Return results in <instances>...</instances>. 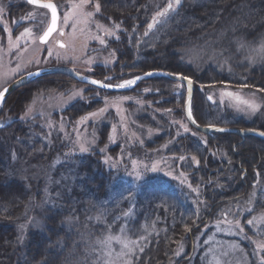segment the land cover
I'll use <instances>...</instances> for the list:
<instances>
[{"label": "rangeland", "instance_id": "1", "mask_svg": "<svg viewBox=\"0 0 264 264\" xmlns=\"http://www.w3.org/2000/svg\"><path fill=\"white\" fill-rule=\"evenodd\" d=\"M47 1L57 5L60 13L59 27L51 39L43 44L40 37L50 23L49 11L30 6L27 0H0V91L30 72L54 66L72 67L78 73L108 85L127 86V81L135 82L139 75L147 73H129L133 72L135 65L123 62L128 60L130 54L128 41L134 42L135 39L139 42V38L141 40L144 36L145 40H141V44L145 42L144 46L149 50L159 27L178 6L175 0H149L147 6L144 5L134 18L136 29L125 35V24L121 20L107 17L98 0H91V3L84 6L80 5V0ZM230 1L229 9L235 13L228 23L221 24V27L219 23L211 25L209 30L202 32L185 27L181 39L176 38L175 42L169 41L168 45L165 42L162 47L158 44L155 49L152 48L155 53L148 63L164 67L173 62L189 67L188 70L199 78L196 82L197 90L220 111L214 113L210 109L213 117L220 115L215 120L223 123L210 125L261 131L264 130V6H261L264 0ZM97 2L100 4L99 12L94 7ZM164 2H168V5L172 3L173 9L165 12V8L152 14V27L148 28L145 35H137L142 26L140 22ZM17 9L19 12L22 10V13L12 17ZM161 12L165 14L159 15ZM65 15L69 16L67 23L64 22ZM226 17L227 14L222 12L220 20ZM61 32L64 34L61 35ZM249 36L252 38L249 39ZM59 42L65 46L60 47ZM214 73L219 77L213 78ZM98 76H106L109 81ZM47 83L51 84L35 89L26 88L25 85L20 87L22 89L16 95L11 93L0 109V125L9 126L14 121L17 123L12 125V132L0 133V145L6 150L1 159L6 161L4 157L8 156L12 165L5 174L19 179L27 191L24 194L27 218L22 222L9 223L15 225L19 232V260L27 257L26 241L30 231L42 236L48 234L44 221L46 207L58 209L65 206V201L74 203L68 212L70 214L66 216L72 219L64 217L59 221V227L62 224L67 228L64 229V238H68L70 232L73 234L74 240L67 244L66 250L72 253L70 264H131L133 258L148 245L149 235L154 234L155 230L152 229L155 227L150 230L142 227L141 231L148 232L143 237L131 235L127 228L133 214L131 209L125 212L122 224L116 230L107 229L103 232L100 228L99 235H96L93 229L89 232L82 225L78 226V218L81 216L75 208L77 198L72 194V180L79 179L77 163L82 158L94 156L117 180L128 184L149 183L153 181L152 178H163L172 188L184 194V199L198 212L200 219L204 218L203 223H195L198 230H189L186 236H179L181 239L177 242L174 235L166 236L169 239L165 241L169 245L171 240L175 243V254L171 256L170 264H264V148L254 144L242 146V142H239L234 149L238 156L222 144L214 143L209 154L218 166L215 167L217 171L213 172L223 171L217 178L209 173L212 179L208 183L209 187H212V182L219 184L221 195L224 196L218 199L220 203L223 202L219 205L220 209L209 216L206 212L209 205L205 201L204 186L200 182L196 185L192 180V174L198 171L201 163L199 158L184 152L176 154L174 151L181 146L179 138L182 136L207 138V134L191 127L182 103L174 104L173 108H164L160 105L162 101H170L172 98L150 97L154 86L147 80L140 83L132 93L111 92L79 83L66 75L50 79ZM52 83L57 84L55 88H52ZM178 83L176 96L182 95L183 90L187 94L185 84ZM250 105L255 106V110ZM73 107L76 113L71 116L69 110ZM84 109L89 110L85 112ZM101 109L104 111L101 112ZM92 113L97 115L92 116ZM84 117L87 119H82ZM234 122H240L241 125L232 126L230 123ZM15 128H20L23 134L36 136L43 144H38L31 152L32 155L23 156L18 149L22 143L16 145L12 138L17 132ZM22 141L27 142L26 138ZM45 144L51 146L52 158L42 165L44 162L40 161L47 160L46 151L42 149ZM82 145L87 148L86 152H81ZM258 154L261 157L258 158ZM245 162L250 165L252 175L245 169ZM64 164L67 170L56 172L57 167ZM196 178H199L198 174ZM9 180L6 177L0 183ZM228 190L235 191L230 195ZM84 195L85 192L80 193L78 201ZM87 215L84 221L88 220ZM101 219L91 215L95 224L102 225ZM249 220L253 223L249 224ZM162 224L166 225L164 222ZM8 244L4 239L0 247V262L7 255L5 249ZM75 244L84 246L79 256L74 254ZM51 246L53 251L55 249L52 256L63 249L61 240L54 241ZM66 261L60 264H66Z\"/></svg>", "mask_w": 264, "mask_h": 264}, {"label": "trees", "instance_id": "2", "mask_svg": "<svg viewBox=\"0 0 264 264\" xmlns=\"http://www.w3.org/2000/svg\"><path fill=\"white\" fill-rule=\"evenodd\" d=\"M98 1L101 4L102 11L107 17H110L117 21L121 20L122 23L125 24L127 30L125 31V35H129L128 31L132 33L133 30L136 29L134 28L136 24H133V21H136L134 18H136L137 14L141 12L142 7L147 6L149 0ZM230 4V0H180V4L176 7L174 12L170 14L167 19H165L161 27L158 29L159 31L157 32V36L156 38H154V41L152 42L149 50H146L147 48L144 46L145 42L141 44V40H145L143 38L144 36L141 40L139 38V42L135 39L134 42H131L128 39V44L126 43L127 46L129 45L128 47L130 48V54L127 56L128 60H124L123 62L127 63V65L128 63H132L133 65H135L133 72H129L132 75H139L153 69H165L164 71L174 74H182L194 81V89L196 91L194 90L192 112L195 120L201 125L222 124L223 121L215 120L218 117L220 118V115H218V117L214 115L213 117L210 109L214 110V113L220 111L214 104L210 102L209 99L204 97V94L202 92L197 90L196 82L199 81V78L195 76L194 73L188 70L190 69L189 67H185L182 63L181 66L171 62L167 66L162 67L148 63V61H150L155 53L153 52L154 50L152 51V48L155 49L158 44L160 47H162L165 42H167L168 45L169 41L175 42L176 38H178V40L181 39L182 29H184L185 27L189 30L190 28H194L196 29L195 31L199 30L200 32H202L201 30H209L208 28L211 25H217V23H219L221 27V24L224 25L228 23L233 18L232 15L235 13L230 11ZM167 5L168 2H164L158 7V9H154L153 11L149 12L147 17H145V19L140 22L142 26L140 25V31L139 33H137V35H145V33L148 32L145 27L148 23H151L152 14L167 8ZM261 6H264L263 1L261 3ZM222 12L224 15L227 14V17L220 20ZM250 24L251 22L248 23L249 26ZM253 34L251 35L253 36ZM251 38L252 37L249 36V39ZM185 45L186 43H184V46ZM140 62L144 64L140 65ZM214 74L215 77L213 78L219 77V75H217L216 73ZM60 76L64 75L51 74L43 76L34 83H31L29 86H26V88L30 87L35 89L40 86H47V84H51L47 83L48 81H50V79H57ZM125 76L127 75H124L123 77ZM97 78L104 80L108 77L104 76L103 78L98 76ZM107 81H109V79ZM147 81L152 82L151 84H153L154 86L150 97L172 98V100L170 101H162L160 105H163L164 108H173L174 104L180 105V103H182L183 106H181L184 108L186 93L183 90L182 95L176 96V91L179 89V83L177 81H173L164 77H153L148 79ZM56 85V83H52V88H55ZM176 85L177 87L175 88ZM133 91L134 89L128 92L132 93ZM16 93L14 95H16ZM74 108L75 107L69 110V114L71 116L75 115L76 113V111H74ZM88 110L89 109L85 111L84 109L85 112H87ZM71 112L73 114H71ZM15 123L16 122L14 121L9 126H4L0 129V133H3L5 131L12 132V125ZM230 124L232 126L241 125L240 122H234ZM16 130L17 132L12 135L13 137H11L13 138L16 145L22 143V146L18 149L23 156L25 154H27L28 156V154H31V152H33L40 144H43L42 141H40V139L36 136L31 137V134L29 133L23 134L20 128H17ZM261 131L264 132V130ZM23 138H26V143H23ZM179 142L181 143V146L175 148L174 151H176V154L183 152L192 154L197 156L199 158V161L201 162L199 163V167L197 168L198 171L196 170L197 172L195 174H192V180L194 184L197 185L200 182V185L204 186L205 201L206 204L209 205V208L206 209V212L209 216L213 215L220 209L219 205L223 202L220 203L218 199L224 196L221 195L222 190H219L221 188L219 184H213L212 182L210 183L212 187H209L208 183L210 182L209 180L212 179L209 176V173H213V175H215V177L217 178V175L221 174L223 171L221 170L218 173L213 172L217 171V168L215 167L218 166V164L214 160H212L209 154V151L214 143L217 142L220 145L222 144L229 150V152L234 151L236 145L240 144L239 142H242V146L254 144L255 146L264 148V139L261 137L247 135L244 139H242L237 135L231 133L209 134L207 135L206 140L195 139L194 137H191V135L182 136L181 138H179ZM50 147L51 146L49 144H45L44 146H42V149H44L47 154V160L40 161L41 163L44 162V164L42 165L48 163L50 157L52 158V150ZM182 149H184L185 151H182ZM5 152L6 150L2 149V146L0 145V181L5 179L6 177L8 179L10 178V180L6 183H0V247H2V242L4 239L6 242H9V246H7L8 248L5 249V253L7 255L4 256L5 258L1 260L0 264H22L25 262H27L26 264H60V262L63 260H67L66 264H70L72 253L66 252V250L68 246L67 244H71V241L74 240L73 234L72 232H70L71 235L68 238H64V229L66 230L67 228L62 224L59 227V221H62L64 217L68 216L70 214H68V212L74 206V203L72 202L71 204L70 201H65V206L58 209H53L49 206L46 207V215L44 217V221L46 222L45 228L48 230V234L42 236L35 231H30L26 241L25 254L27 257L25 258V260H19V232L15 225H10L9 223L12 224L14 222H22L25 217L27 218L25 209L26 205H24V199H26V195L24 196V194H26L27 191L25 189L26 187L23 186V183L19 179H13V176H6L5 173L7 171H10L9 168L12 167V165L11 163H9L8 156L4 157L6 161H2L1 158L3 157L1 156H4ZM234 153L236 152L234 151ZM252 154L254 155L255 153ZM236 155L239 156V154L237 153ZM257 157H261V154H258ZM95 159L96 157L94 156L82 158V160L77 163V166L79 164V169L77 171V174L79 175L77 176L79 177V179L74 178L72 180V184L74 185L72 194L77 198V205H75V208L77 207L81 216L78 218V224H80L78 226L82 225L84 229L89 232L93 229L96 235H99L98 233L100 232V228L103 232L107 229H109V231L116 230L120 228L125 212H130L129 210L131 209L133 211V214H131L132 216L127 223V228L131 235H133L134 237H143L148 232L146 233V231H141L142 227L145 226L148 228V230H150L152 227H155V229H152L155 230L154 234L149 235L150 241L148 245L143 248L140 254L136 255L133 258L131 264H170L169 262H171V259L175 254V246H173L175 244L174 240H176L177 242L179 239H181V237L179 238V236H186L185 234H187L189 230H198L199 228H195V226L197 225H195V223L197 221H201L199 222V224L203 223L204 218L200 219L198 212L192 207L191 204L187 203V201L184 199L186 198L184 194L178 189L174 187L172 188L171 184L169 185L168 183H166V180H164L163 178H152L153 181H150L149 183L145 182L139 184L130 182L128 184L126 182L117 180V177L113 176L112 172H108L107 170H105L101 163ZM243 164L247 166L245 167V169L247 168V171L250 173V165L247 162ZM65 165L66 164L57 167L56 172H65L67 170H65ZM197 174L199 175L198 179L196 178ZM113 179H115L116 181ZM85 185H87V187H84ZM50 187V190L52 192V185H50ZM6 190L9 191L7 192ZM234 191L235 190H228V193L230 192V195H232ZM240 191L241 190L239 189V192ZM84 192L86 193V195H84L81 201H78L80 193ZM63 194L61 195V197L64 196ZM95 210L98 211L95 212ZM87 212H90V214L88 213L89 215H87ZM86 215L88 217V220L84 221ZM91 215L101 217L103 224H95L91 220ZM163 216L165 218L164 220ZM67 219L69 220L72 218L70 217ZM163 222L166 225L162 224ZM193 228L196 230H194ZM75 234L77 235L76 232ZM171 235H174L175 239L173 241L171 240L172 243L169 245V242H167V240L165 241V239H169L166 236ZM161 236L164 237L161 239ZM58 240H61L63 249L60 251H56V254L52 256L55 249L53 251L51 245L54 243V241L56 242ZM156 240H158L157 243L155 242ZM47 247H49V250ZM83 248L84 246L75 244L74 254H77L78 256L81 255L80 250ZM66 253L69 254L65 256ZM64 256L66 257L65 259H63ZM168 256L169 258H167ZM183 259H185V257Z\"/></svg>", "mask_w": 264, "mask_h": 264}, {"label": "water", "instance_id": "3", "mask_svg": "<svg viewBox=\"0 0 264 264\" xmlns=\"http://www.w3.org/2000/svg\"><path fill=\"white\" fill-rule=\"evenodd\" d=\"M49 2L54 4V5H56L55 2H53V1H41V3H49ZM56 7H57V5H56ZM57 10H58V8H57ZM49 12H50V10H49ZM50 16H51V12H50ZM57 17H58V19H57L56 31L58 30V27H59V14H58V11H57ZM50 25H51V20H50L48 28L50 27ZM48 28L46 29V31L48 30ZM56 31H54L48 37L47 41L50 39V37ZM44 33H43V35H44ZM40 41H41V39H40ZM42 43H45V42H42ZM56 73L65 74V75L75 79L78 82L86 83V84H89V85H92V86H95V87H98V88H101V89H104V90H108V91H111V92H126V91H129V90L133 89L134 87H136L139 82L146 81V80H148L150 78H153V77H164V78H167V79H170V80H173V81L181 82V83L185 84V86L187 87V94H186V101H185V115H186V118H187L188 122L190 123V125L193 126L195 129H197L198 131L203 132L205 134L231 133V134L239 135L241 137H245L247 135H254V136H260V137L264 138V133L263 132L256 131V130H253V129H239V128H235V127H226V126H219V125H208V126H206V125H201V124L197 123L195 121V119H194V117H193V115L191 113V109H190V104H191V101H192V96H193V91H194V82H193V80L188 78V77H185L183 75H173V74L167 73V72L162 71V70L150 71V72H147L145 74L139 75L138 79L136 80V82H134L131 85H127V86L121 88V87L112 86V85H111V87H101L100 86L101 84H103V85H108V84H106L103 81L98 80L96 78H93V77L78 73L73 68L47 67V68H43V69H38V70H35L33 72H30V73L18 78L17 80L12 82L7 87L6 91H4V98H3L2 101H0V109L2 107V104L4 103V100L14 90H16V89L28 84L32 80H35V79H37L39 77H43V76H46V75H49V74H56ZM93 80L98 81L99 83L98 84L91 83V81H93ZM189 81L191 83H189ZM189 113L191 114V118L189 117ZM0 127H2V125H0Z\"/></svg>", "mask_w": 264, "mask_h": 264}, {"label": "snow or ice", "instance_id": "4", "mask_svg": "<svg viewBox=\"0 0 264 264\" xmlns=\"http://www.w3.org/2000/svg\"><path fill=\"white\" fill-rule=\"evenodd\" d=\"M27 2H28L29 4L36 5V6H38V7H42V8L48 9V10H50V12H51V25H50V27L48 28V30L44 33V35L40 37L41 42H46L47 39H48V37H49L54 31H56V28H57V19H58V17H57V7H56V5H54V4L50 3V2H49V3H41V0H27ZM89 3H91V0H80V5H81V6L88 5ZM175 4H176V5H179V4H180V0H175ZM94 7H95L96 11L99 12V10H100V4H99L98 2L95 3ZM170 9H173V4H172V3H169L168 7L165 9V12H167V11L170 10ZM164 14H165L164 12L159 13V15H164ZM88 15H91V13H88ZM68 20H69V16H68V15H65V17H64V22L67 23ZM98 27H99V26H98ZM151 27H152V25H149V28H151ZM105 31H107V30H105ZM60 34L63 35L64 33L61 32ZM101 43H103V41H101ZM64 46H65V45L60 44V47H64ZM91 83H93V84H98L99 82L93 80V81H91ZM133 83H134V81H127V82H126L127 85H131V84H133ZM189 83H191V82L189 81ZM100 86H101V87H111V85H103V84H101ZM118 87L123 88V87H125V84H120V85H118ZM4 91H6V89H5ZM4 91H0V101H2L3 98H4ZM229 95H230V94H229ZM250 107H253V110H255V106L250 105ZM100 111L103 112L104 109H101ZM91 115H92V116H96L97 113H92ZM189 117L191 118V114H190V113H189ZM82 119H87V117H84V118H82ZM80 150H81V152H86V151H87V148H85V147L82 145ZM105 163H107V161H105ZM152 170L155 171V170H156L155 167H153ZM136 178H137V179H140L139 176H137ZM248 223H249V224H252L253 221H252V220H249ZM22 227H23V226H22ZM109 239H111V238H109Z\"/></svg>", "mask_w": 264, "mask_h": 264}, {"label": "bare ground", "instance_id": "5", "mask_svg": "<svg viewBox=\"0 0 264 264\" xmlns=\"http://www.w3.org/2000/svg\"><path fill=\"white\" fill-rule=\"evenodd\" d=\"M41 1H47V0H41ZM31 6H32V7H35V8H38V10H41V11H45V12H46V11H49L48 9H45V8H42V7H38V6H36V5H32V4H31ZM57 11H58V14H60V13H59V10H57ZM21 13H22V11L18 12V15L21 14ZM49 14H50V12H49ZM50 20H51V16H50ZM50 20H49V21H50ZM164 21H165V20H164ZM164 21H163V22H164ZM148 24H149V23H148ZM148 24H147L146 27H145L146 30H148V28H149V25H150V24H149V25H148ZM48 26H49V25H48ZM48 26H47V28H48ZM160 27H161V26H160ZM160 27H159V28H160ZM47 28H46V29H47ZM45 31H46V30H45ZM45 31H44V32H45ZM42 35H43V34H42ZM52 36H53V35H52ZM52 36H51V37H52ZM51 37H50V39H51ZM50 39H49V40H50ZM49 40H48V41H49ZM48 41H47V42H48ZM47 42H45V43H43V44H46ZM60 44H62V42H59V45H60ZM54 67H58V66H54ZM44 68H45V67H44ZM66 68H72V67H66ZM41 69H43V68H41ZM154 71H157V70L154 69ZM162 71H164V70H162ZM165 72H166V71H165ZM167 73H168V72H167ZM170 74H173V75H179V74H174V73H170ZM49 75H51V74H49ZM64 75H65V74H64ZM180 75H181V74H180ZM66 76H67V75H66ZM40 78H42V77H39V78H37V79H35V80H32L31 82H29L28 84H26L25 87H26V86H29L31 83H34L35 81H37V80L40 79ZM70 78H71V77H70ZM72 79H73V78H72ZM74 80H75V79H74ZM75 81H76V80H75ZM135 82H136V81H135ZM142 82H143V81H142ZM142 82H139L138 85H140V83H142ZM79 83H82V82H79ZM83 84H86V83H83ZM87 85H89V84H87ZM138 85H137V86H138ZM112 86H114V85H112ZM125 86H126V85H125ZM137 86H136V87H137ZM136 87H134L133 89H135ZM21 89H22V88H19V89L14 90V91L12 92V94L18 92V90L20 91ZM100 89H101V88H100ZM133 89H131V90H133ZM131 90H129V91H131ZM186 91H187V90H186ZM126 92H128V91H126ZM12 94H11V95H12ZM9 96H10V95H9ZM9 96H8V97H9ZM8 97H7V98H8ZM7 98H6V99H7ZM6 99L4 100V102L6 101ZM185 101H186V99H185ZM191 104H192V103H191ZM191 104H190V109L192 110V106H191ZM184 107H185V104H184ZM191 113H193V112L191 111ZM192 115H193V114H192ZM185 116H186V115H185ZM193 117H194V116H193ZM186 119H187V118H186ZM195 121H196V120H195ZM196 122H197V121H196ZM197 123H198V122H197ZM189 124H190V123H189ZM3 127H4V126H2L1 128H3ZM191 127L194 128L193 126H191ZM226 127H228V126H226ZM1 128H0V129H1ZM194 129H195V128H194ZM195 130H197V129H195ZM197 131H198V130H197ZM212 134H214V133H212ZM207 135H209V134H207Z\"/></svg>", "mask_w": 264, "mask_h": 264}, {"label": "flooded vegetation", "instance_id": "6", "mask_svg": "<svg viewBox=\"0 0 264 264\" xmlns=\"http://www.w3.org/2000/svg\"><path fill=\"white\" fill-rule=\"evenodd\" d=\"M30 6H31V4H30ZM19 8L23 10V8H22V7H19ZM22 10H21V11H22ZM18 12H19V11H18V9H17V12H16V14H13V15H12V17H13V16H15V15H18Z\"/></svg>", "mask_w": 264, "mask_h": 264}]
</instances>
